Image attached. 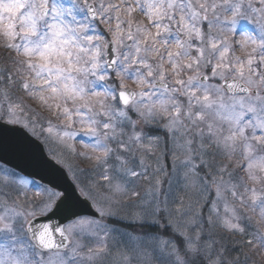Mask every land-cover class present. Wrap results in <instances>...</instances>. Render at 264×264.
Wrapping results in <instances>:
<instances>
[{"label":"snow or ice","instance_id":"snow-or-ice-1","mask_svg":"<svg viewBox=\"0 0 264 264\" xmlns=\"http://www.w3.org/2000/svg\"><path fill=\"white\" fill-rule=\"evenodd\" d=\"M0 48V121L55 136L59 164L87 162L68 166L70 191L0 163V264L264 253V0H0Z\"/></svg>","mask_w":264,"mask_h":264},{"label":"water","instance_id":"water-1","mask_svg":"<svg viewBox=\"0 0 264 264\" xmlns=\"http://www.w3.org/2000/svg\"><path fill=\"white\" fill-rule=\"evenodd\" d=\"M0 158H2L0 163L7 162L10 167H15L23 175L39 182L54 183L65 191L75 188L65 171L45 156L42 145L19 126H9L0 122ZM80 207L86 212H94L90 206ZM37 222L63 225L59 214L53 216L51 221H45L40 217ZM56 239L59 240V236Z\"/></svg>","mask_w":264,"mask_h":264},{"label":"rangeland","instance_id":"rangeland-1","mask_svg":"<svg viewBox=\"0 0 264 264\" xmlns=\"http://www.w3.org/2000/svg\"><path fill=\"white\" fill-rule=\"evenodd\" d=\"M4 52H5V49L0 48V68H2V64L1 63L8 59L5 56ZM14 94H15V92H14ZM35 103H36L35 107H32L28 103V101H26V103H23L25 105V111H26V113H27V115L29 117H31L33 119H37L38 123L46 128V127H48V123H47L48 119L44 120V118H42L39 114H43V115H47L48 114L49 116H52V114L50 112H48L44 107L40 106L38 101L35 100ZM27 108L29 110H26ZM52 122H53L54 125L60 124V121L56 120V119H52ZM27 130H29V129H27ZM39 131L40 130L38 128L37 129V134H35V135L31 131L30 132L44 144V146L46 148V151H47L48 155H50V157L53 158V153H60V152L63 151L61 145L56 142L55 136H52V138L49 139L48 142L46 143L45 142V135H40ZM70 143H72V141H70ZM74 143H75L77 151H87V149L82 147V144L80 143L79 140H76ZM63 159H64L65 162H64L63 165L62 164H60V165L66 170V172L68 173L70 178L72 176V173L70 171H68V166L69 165L78 166L80 168H86L87 167V163H85V165L82 164L83 162H81L80 159L73 158L66 152H64ZM92 178L93 179H99V177H92ZM26 190H30V189H24V191H26ZM124 200L127 201V197H125ZM127 202L131 203V201H127ZM108 223L109 224H116V226L119 229H121V230H123L126 227L125 224L113 221L111 219L108 220ZM252 224H253V227L259 226L256 223L254 224L253 220H252ZM237 237H239V236H237ZM239 238H241V237H239ZM114 243L117 244V245H119V243H120V237H119L118 233H113L112 236L109 238V245L112 246ZM244 251L248 252L250 257H251V259L249 260V264H252V261H255L256 264H264V253H260V252L253 253L248 248H244Z\"/></svg>","mask_w":264,"mask_h":264},{"label":"trees","instance_id":"trees-1","mask_svg":"<svg viewBox=\"0 0 264 264\" xmlns=\"http://www.w3.org/2000/svg\"><path fill=\"white\" fill-rule=\"evenodd\" d=\"M236 239H241V238H239V237H235Z\"/></svg>","mask_w":264,"mask_h":264}]
</instances>
